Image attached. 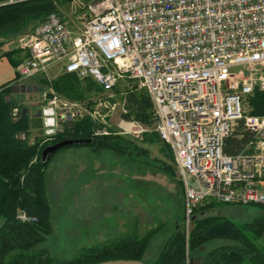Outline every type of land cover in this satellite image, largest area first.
<instances>
[{"label": "built area", "instance_id": "built-area-1", "mask_svg": "<svg viewBox=\"0 0 264 264\" xmlns=\"http://www.w3.org/2000/svg\"><path fill=\"white\" fill-rule=\"evenodd\" d=\"M83 18L73 29L52 10L18 36L15 83L22 87L21 80L54 66L103 91L133 81L147 91L153 128L170 147L185 228L204 201L264 208V112L243 107L246 95L264 90V0H87ZM45 92L38 115L41 133L49 135L79 110ZM117 126L133 134L146 129L121 113ZM234 130L249 134L229 153L225 138ZM16 217L34 219L21 210Z\"/></svg>", "mask_w": 264, "mask_h": 264}, {"label": "rangeland", "instance_id": "rangeland-1", "mask_svg": "<svg viewBox=\"0 0 264 264\" xmlns=\"http://www.w3.org/2000/svg\"><path fill=\"white\" fill-rule=\"evenodd\" d=\"M53 2L52 10L60 13L69 27L76 29L80 26L87 0ZM37 21L39 19L28 23L16 34L0 36V50L18 58V36ZM62 72L59 66L52 67L45 75L35 74L21 80V87L14 81L16 72L13 67L4 60L0 61L3 103L0 142L9 140L6 143L10 147H29L33 150L34 160L40 155L42 143L47 144L55 134L69 128L63 125L61 130L52 134L41 133L37 109L45 103L40 95L45 90L44 97L54 92L61 100L72 103L73 111L79 110L72 116L70 125L73 122L92 134H98L96 128L104 126L108 133L120 135L126 146L125 152L104 148L95 153L86 144H72L52 152L43 167V188L50 207L49 228L43 244L50 254L69 257L81 247L98 243L108 235L126 229L134 220L139 231L162 222L144 250V257L151 258L171 230L172 223L181 221L182 216L183 192L170 148L155 132L153 121L137 119L146 128L137 134L119 132L117 123L120 111L125 108L124 91L128 87L139 88L133 81L122 79L112 89L103 91L90 80L76 78L74 86L62 88ZM251 96L252 93L244 97V110L262 112L254 109ZM135 146L142 148L143 153L138 154ZM162 163L171 166L173 174L164 172L159 167ZM211 212H220L236 222H243L264 212V208L256 203H219ZM220 242L209 239L201 249Z\"/></svg>", "mask_w": 264, "mask_h": 264}, {"label": "trees", "instance_id": "trees-1", "mask_svg": "<svg viewBox=\"0 0 264 264\" xmlns=\"http://www.w3.org/2000/svg\"><path fill=\"white\" fill-rule=\"evenodd\" d=\"M53 7V0H0V36L22 31L28 23L40 20ZM61 78L62 88H70L75 85L73 80L77 76L62 72ZM123 96L126 110L120 112L122 116L153 121L151 100L144 88L128 87ZM251 98L254 109L262 111L257 113H263L264 90L254 89ZM2 105L0 96L1 114ZM248 134L246 130L232 131L225 138L224 151H237ZM65 138H81L66 145L86 144L95 153L104 148L125 152L126 144H122L120 135L87 133L85 128L73 122L65 131L55 134L47 144ZM8 141L0 142V264H88L114 258H136L148 264H264V212L236 222L223 213L211 212L219 204L211 200L193 209L187 228L183 225L182 207L181 221L172 223L171 230L151 258L144 257V250L162 222L139 231L134 220L126 229L116 231L98 243L81 247L69 257L52 255L43 244L49 228L50 207L43 188V167L48 159L41 162L40 155H37L32 160L33 150L25 145L10 147L6 143ZM45 145V142L42 143L40 149ZM135 148L138 154L143 153L142 148ZM159 167L173 174L171 166L162 163ZM17 210L34 219H18ZM209 239L221 242L202 250Z\"/></svg>", "mask_w": 264, "mask_h": 264}, {"label": "water", "instance_id": "water-1", "mask_svg": "<svg viewBox=\"0 0 264 264\" xmlns=\"http://www.w3.org/2000/svg\"><path fill=\"white\" fill-rule=\"evenodd\" d=\"M38 113V109H37ZM82 140L81 138H65L62 140H58L53 143L46 144L42 147L40 151V161L45 162L49 155L59 148L62 145L70 144L72 142H77ZM88 264H148L146 261L136 258H114V259H104L96 262L88 263Z\"/></svg>", "mask_w": 264, "mask_h": 264}, {"label": "crops", "instance_id": "crops-1", "mask_svg": "<svg viewBox=\"0 0 264 264\" xmlns=\"http://www.w3.org/2000/svg\"><path fill=\"white\" fill-rule=\"evenodd\" d=\"M19 57L18 58H14V57H12V54H8V53H6L5 54V52L3 53V50H0V61L1 60H4V61H6L7 63H9L12 67H13V71H15L16 72V70H15V68H16V63L15 62H18V60L21 58V56H22V50H21V48H19ZM3 53V54H2ZM54 67H57V66H54ZM52 68V67H51ZM14 76V75H13ZM7 83V82H6Z\"/></svg>", "mask_w": 264, "mask_h": 264}, {"label": "clouds", "instance_id": "clouds-1", "mask_svg": "<svg viewBox=\"0 0 264 264\" xmlns=\"http://www.w3.org/2000/svg\"><path fill=\"white\" fill-rule=\"evenodd\" d=\"M51 112H52V109H51V108L45 109V115H46V116H47L49 113H51ZM45 123L48 124V125H51V124L54 123V120H52V119H47V120L45 121Z\"/></svg>", "mask_w": 264, "mask_h": 264}]
</instances>
